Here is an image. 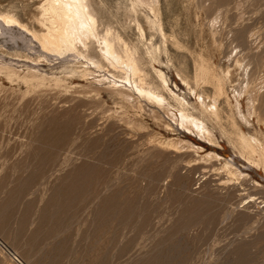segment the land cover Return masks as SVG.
Here are the masks:
<instances>
[{
    "label": "rangeland",
    "instance_id": "374dc122",
    "mask_svg": "<svg viewBox=\"0 0 264 264\" xmlns=\"http://www.w3.org/2000/svg\"><path fill=\"white\" fill-rule=\"evenodd\" d=\"M92 1L101 30L110 26L143 52L144 44L160 47L159 59L147 63L149 73L156 77L153 67L160 68L192 103L179 74L194 85L201 65L219 77L230 72L231 103L236 105V87L244 95L247 116L237 118L262 149L250 154L216 128L221 147L207 150L218 151L223 160L204 164L198 155L205 153L178 155L157 145L187 137L181 130L168 134L149 115V138L145 133L140 140L136 131L122 129L121 110L106 94L95 98L92 76L83 80L35 42L32 51L0 35V65L12 63L17 75L0 70V264H19L10 252L24 264H264V0H158L166 39L148 26V8L135 13L132 0ZM44 2L0 0V14L41 34ZM136 19L146 32L144 43ZM34 68L62 83L28 82ZM254 102L263 108L255 110ZM134 111L129 116L140 120ZM224 131L237 140L231 120ZM231 158L246 179L221 170Z\"/></svg>",
    "mask_w": 264,
    "mask_h": 264
},
{
    "label": "bare ground",
    "instance_id": "6f19581e",
    "mask_svg": "<svg viewBox=\"0 0 264 264\" xmlns=\"http://www.w3.org/2000/svg\"><path fill=\"white\" fill-rule=\"evenodd\" d=\"M157 2L158 0H132L135 13H137L138 8L142 7L148 8L151 11V16L145 15V19L148 26L155 32L161 33L163 38L166 39V34L164 32L163 25L159 21V15L157 14V11L155 9V5ZM39 9L42 12V21L40 26L42 28L40 31L41 34L31 31L27 26L22 24L16 17L12 15L0 14V35L5 37L8 36L16 47H19L20 42H22L25 44L26 48L32 51H34L33 46L37 43L40 46V49H42V51L49 53V55H54L55 57H57V59L59 58V60L62 59L61 61H63L65 65H70L72 67L71 69L73 74H80V76L84 78L83 80L87 81H89L90 77L92 76L94 82L90 83L93 86H96V88L93 86L92 87L94 88L93 91L97 93L96 94L93 92L92 94H96V97H94L101 100H104V94H106L107 99H110L114 102V104H116V106H118V110H121V112L117 111L118 114L120 113L121 117L120 126L124 125V127L121 126L122 129H130L132 133L137 132L136 135L138 137L136 135L135 136L140 140L145 136L146 133V140L149 137H147L148 135L146 131L148 130V127L146 126L147 124L145 122V117L146 115H149L150 117H152L151 119L155 120V126L157 123L162 127L161 129H164V131L168 132V134L175 133L176 131L179 132V130H181L187 137V140H180L177 138L165 139L164 136H162L164 139L161 142L157 143V145L162 144V146H164L163 148H168V151L173 150L177 154L178 152L181 153L182 151L183 154L185 152V155L187 154V152H195L196 155L200 153H205V155L203 154L204 156L198 155V157L200 158V160H202V163L204 164H210L208 163V161L216 162L223 160L222 155L218 151L207 150L209 146L214 148L221 147L219 137L214 133V129L216 128L219 130V133H221V136L226 137L229 143L237 144L236 141H238V143L241 144L243 150H247L250 154H255V152H257L259 149H262L261 144L259 143L257 138L252 136L247 137L244 134L242 124L237 118V115L242 119H246L247 116L242 110L243 99L241 100V97L244 95L242 94L243 92L241 90L239 91L238 87H236V89H234V92L236 93L234 95L236 105H233L231 103L228 92L226 91V85L230 81V76L233 77L230 72H228L227 76L219 77L218 74V76L213 74V72L208 68V66L206 67V64L205 66L201 65L196 69L194 85H192L189 80L179 74L178 79L181 82L180 85L183 86V88L187 87L188 95L191 97V100L195 98V102L192 103L189 100L187 94L182 95L180 93L181 88L178 84H175L174 87H172L170 81L168 80L169 78L166 76L165 72H163L160 68L158 69L156 67H153L156 77H153L149 73L147 63L149 61L155 62L159 59V55L161 52L160 47H158L152 42L149 44H144L145 50L143 52L138 45H133L131 44L132 42H128L120 33L114 31L110 26H107L105 30H101L100 28L102 24L100 23V16L92 0H45L43 5H41ZM136 22L140 32V43H144L146 39L145 29L139 23L138 19H136ZM15 28L19 29L18 34L14 32ZM243 34L241 33L242 37ZM37 48L35 47V50ZM245 49L246 47L244 48V50ZM12 60L7 61L12 62ZM1 61H3V59ZM11 64L12 63H5L3 65H0V70L5 69L9 73V77H13L14 75H16L13 70L15 67L12 68ZM77 65H80V67H76ZM96 74H98V76H95ZM242 75L246 77V74L244 75V73H242ZM250 75L249 78L252 77H250ZM49 76L50 75H48L46 71H42L41 69L35 70L34 68V71L32 70L31 72L30 79L25 76L24 77L25 80H27L28 82L34 81L37 84H42L49 79H51V81L53 80L56 85L62 83V80L60 78L55 76L49 78ZM96 77H99V79H96ZM245 80L242 81L244 82ZM104 81H107L109 87H99V85L103 84ZM249 81L252 82V78L251 80L249 79ZM248 84L250 83L248 82ZM242 86L239 88L242 89ZM247 87H249V85ZM245 90H247V88H245ZM103 102L105 101H102L101 103L103 104ZM249 103L251 102H248V104ZM224 106H226V108H224ZM254 106L255 102L253 104V107ZM262 106L263 105H261V108H263ZM250 107H252V105ZM254 108L255 110L261 109L257 107ZM130 110H135L136 113L134 115L139 116L138 118L141 119H131L129 114L132 112H130ZM255 110L252 111L255 113ZM107 111L110 112L111 110L107 109ZM248 112L250 113V111ZM103 113H101V115ZM149 116L148 118H150ZM98 119L101 120L102 116ZM116 119L118 120L119 118ZM226 120L232 121V124L236 130L237 140H234L231 136H227V134L225 133L224 130ZM90 124L93 123L90 122ZM149 131L148 133L150 134V136H153V134H151L152 132ZM154 136V139L156 138L157 141L160 140L156 137V135ZM130 137L131 135L129 136V139ZM132 137L131 139L136 138L134 136ZM151 141L153 140L150 139V142ZM155 141L153 143L157 142ZM162 146L157 147H160L161 149ZM193 153L191 154L193 155ZM224 160L225 163L223 167H221V170L224 169L228 172L229 175L238 177L237 180L241 179L242 177H245V174L236 167L232 158L229 160ZM194 161H196V163L194 164H197V166L199 165V163H201L199 160H195V158ZM191 162L193 161H189V163ZM193 166L191 165L192 168ZM207 171L205 170L204 172ZM212 171L214 170L212 169ZM223 179L221 178V180ZM231 179H229L230 182ZM235 179H232V181ZM244 179H246V177ZM229 180L225 182L228 183Z\"/></svg>",
    "mask_w": 264,
    "mask_h": 264
},
{
    "label": "built area",
    "instance_id": "2783aa9c",
    "mask_svg": "<svg viewBox=\"0 0 264 264\" xmlns=\"http://www.w3.org/2000/svg\"><path fill=\"white\" fill-rule=\"evenodd\" d=\"M1 244H2V243H1ZM2 246H3L5 249H7L5 245L2 244ZM10 254L12 255V257H13V258H14L19 264H24V263L19 259V257H18L15 253L10 252Z\"/></svg>",
    "mask_w": 264,
    "mask_h": 264
}]
</instances>
